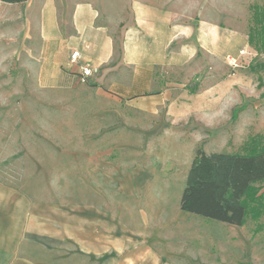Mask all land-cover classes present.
<instances>
[{"label": "crops", "instance_id": "1", "mask_svg": "<svg viewBox=\"0 0 264 264\" xmlns=\"http://www.w3.org/2000/svg\"><path fill=\"white\" fill-rule=\"evenodd\" d=\"M186 4L0 0V71L13 62L44 88L71 90L86 83L80 78V63L88 61L96 68L87 82L117 101L120 116L119 128L105 137L116 134L131 157L145 158L126 169L133 171L123 190L131 195L144 189L151 172L176 170L185 162L189 170L198 147L226 151L212 146L215 136L226 133L237 105L247 109L243 100L256 82L251 75L258 73L264 83V57L259 62L251 57L252 72L235 70L215 80L216 47L225 39L216 37L220 29L208 16L213 4ZM192 14L201 17L185 18ZM74 50L82 55L78 62L71 61ZM94 121L98 125L100 120ZM190 133L196 136L193 155L191 149L185 154L161 146L167 135L178 142ZM120 224L96 205H78L72 211L67 204L33 201L0 182V264H120L116 258L125 250L124 264H168L151 248L138 255L134 247L126 249L134 234L120 233ZM104 239L109 241L106 247Z\"/></svg>", "mask_w": 264, "mask_h": 264}, {"label": "rangeland", "instance_id": "2", "mask_svg": "<svg viewBox=\"0 0 264 264\" xmlns=\"http://www.w3.org/2000/svg\"><path fill=\"white\" fill-rule=\"evenodd\" d=\"M182 1L187 7L206 1L213 4L208 16L220 29L216 37L225 39L216 47L215 80L235 70L252 72L251 57L257 62L264 51L249 44L248 33L255 25L253 5L264 6V0ZM192 17L201 15L185 16ZM251 77L258 82L243 100L247 109L237 105L230 112V127H225L224 135H216L212 144L216 150L241 151L257 133L264 139V83L259 84L258 73ZM98 105L102 111L98 112ZM117 109V101L97 93L92 83L71 90L44 88L32 73L9 63L0 71V182L33 201L67 204L72 211L78 205H96L113 214L121 223L120 233L134 234L126 249L134 247L136 255L151 248L168 264H264V214L236 226L182 211L187 162L162 174L151 172L144 189L132 195L123 190L124 179L133 171L126 169L145 158L131 157L116 134L105 137L119 128ZM174 138L167 135L161 146L185 154L191 149L193 155L195 135L190 133L178 142ZM108 242L104 239L102 246ZM124 255L126 250L115 263L124 264Z\"/></svg>", "mask_w": 264, "mask_h": 264}, {"label": "trees", "instance_id": "3", "mask_svg": "<svg viewBox=\"0 0 264 264\" xmlns=\"http://www.w3.org/2000/svg\"><path fill=\"white\" fill-rule=\"evenodd\" d=\"M24 2L26 0H2ZM248 42L264 51V6L253 5ZM264 66V65H263ZM259 84L263 85L260 79ZM264 139L250 136L241 151L207 152L198 147L188 170L180 208L208 219L243 226L264 214Z\"/></svg>", "mask_w": 264, "mask_h": 264}, {"label": "built area", "instance_id": "4", "mask_svg": "<svg viewBox=\"0 0 264 264\" xmlns=\"http://www.w3.org/2000/svg\"><path fill=\"white\" fill-rule=\"evenodd\" d=\"M82 55L79 50H74L71 54V61L78 62L81 59ZM234 59V58H233ZM80 78L81 81L87 82L90 77L96 72L94 68L88 61L80 63Z\"/></svg>", "mask_w": 264, "mask_h": 264}]
</instances>
